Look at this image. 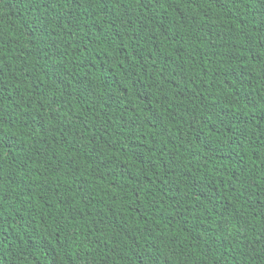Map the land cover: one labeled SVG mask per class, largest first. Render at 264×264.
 Wrapping results in <instances>:
<instances>
[{
  "label": "trees",
  "instance_id": "16d2710c",
  "mask_svg": "<svg viewBox=\"0 0 264 264\" xmlns=\"http://www.w3.org/2000/svg\"><path fill=\"white\" fill-rule=\"evenodd\" d=\"M0 264H264V0H0Z\"/></svg>",
  "mask_w": 264,
  "mask_h": 264
}]
</instances>
